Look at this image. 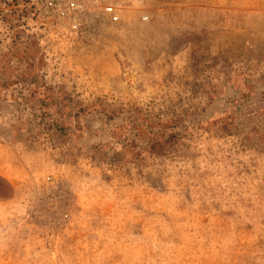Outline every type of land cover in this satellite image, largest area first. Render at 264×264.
Returning a JSON list of instances; mask_svg holds the SVG:
<instances>
[{
    "label": "rangeland",
    "instance_id": "rangeland-1",
    "mask_svg": "<svg viewBox=\"0 0 264 264\" xmlns=\"http://www.w3.org/2000/svg\"><path fill=\"white\" fill-rule=\"evenodd\" d=\"M0 264H264V0H0Z\"/></svg>",
    "mask_w": 264,
    "mask_h": 264
}]
</instances>
